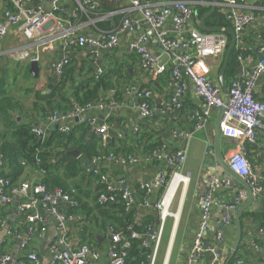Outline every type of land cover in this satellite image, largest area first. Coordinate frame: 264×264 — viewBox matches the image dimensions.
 Listing matches in <instances>:
<instances>
[{
  "label": "crops",
  "instance_id": "crops-1",
  "mask_svg": "<svg viewBox=\"0 0 264 264\" xmlns=\"http://www.w3.org/2000/svg\"><path fill=\"white\" fill-rule=\"evenodd\" d=\"M80 1L83 4L92 1L96 4V9L89 12L87 10L89 7L86 6L85 8L84 6L87 14L82 13L78 19L72 20L76 34L93 37L99 31H114L125 17H129L138 24L140 33H146L149 30L148 24L144 21L143 13L139 9L132 8L131 0ZM176 2H185L193 8L200 5L211 9L212 5H216V10H220L225 15L223 6L220 5L221 0H217V3H214L213 0H142L143 4H147L154 10L162 9L164 6ZM261 2L262 0H240V9L243 12L251 13L257 10L259 15L257 20L244 32V44L253 56L251 65L257 63L260 57H264V53L260 52V47L264 44V5L260 4ZM63 5L71 6L70 10L77 6L71 0L64 2ZM6 7L12 9V5L8 0H0V18L2 17L3 8ZM200 19L197 15H194L188 29L196 28L199 30L197 24ZM226 23L231 28V24L228 21ZM209 27L214 26L210 25ZM162 32H167L173 37L177 36L170 18L153 31L147 42L152 58L158 62L166 53L159 41V34ZM38 38L36 35L34 41L27 40L19 28L15 26L8 36L0 42V86L2 87L0 92L12 101V106L15 109L8 108L12 117L19 124H28L34 128H44L47 130L46 134L48 135L55 132L65 133L63 132L64 128H68L71 131L79 130L83 123H89L87 133L85 135L82 134L84 143L96 142V151L98 150L99 152L107 150V152H115L117 154H131L139 159L136 164L124 165L112 161H102L97 164L98 169L104 173L114 177L125 178L128 187L134 190H138L143 184L153 185L159 171L165 174H168L170 170L174 171V166L168 165L167 162L148 159L149 155L143 151L148 144L146 136L152 137V141H160L166 154L185 150L186 161L182 165L180 172L188 177L186 183L188 185L186 191L183 192L182 182L179 179L175 180L180 185L176 189L170 207L174 216L169 217L165 224L156 264H190L189 254L199 228L201 217L199 198L203 191L208 189L212 181L217 179L221 185L216 187L213 193L214 198L219 202H230L240 189L246 188L225 167L228 164V159L236 150L237 144L235 141L225 138L222 134L219 136L220 112L212 110L209 115H205V103L194 94L191 87L181 98V108H172L164 112L166 106L171 104L175 96V87L171 76L169 74V76L163 74L160 77L150 75L143 68L140 55L136 52L131 53L128 50V44L134 39L133 34L128 30H123L118 32L119 45L116 48H99L97 50L88 47L76 48L73 49L70 58V66L68 68L71 66L75 67L76 72L73 75L78 81L94 78L98 67L104 69L107 77L106 83L110 85V88L100 94L98 102H102L103 108L95 107L85 115L79 116L83 121L76 122L72 118L65 122V127H61L63 123H51L49 117L52 113V108L46 105L45 102H38L36 95L50 94L60 81L54 73V65L64 56L63 43L60 41L56 42L53 50L40 51L39 60L37 61L40 71L36 77L31 72L33 57L22 59L18 57V54L27 50L35 56V42ZM166 65L171 70L175 65V60L171 58ZM222 65L223 58L208 57L200 60L197 68L220 86L219 73ZM240 67L241 64L239 62L237 76L241 74L238 71ZM142 90L152 92L150 106L154 111V115L149 118L143 117L136 108L139 102L137 91ZM255 97L264 102L263 76L260 77L255 87ZM71 99L73 100V98ZM36 102L39 104L38 108L34 106ZM57 125L60 127H56ZM102 125H106L109 130V138L105 142L102 141L103 145L99 141L100 136L96 133V128ZM6 132L3 123L0 122V145L4 143L7 137ZM143 134L146 136L142 138ZM67 157L72 158L73 162H76V160L81 162L86 167V171L91 168V163L90 165H85V161L88 162V159L82 152L80 159L68 155ZM247 157L253 166L256 176L262 181L264 179V145L262 143L249 145ZM9 171L8 169L7 172ZM61 173L64 175L63 169H61ZM40 177L41 174L39 172L27 169L22 173L18 182L20 184L26 182L34 184L38 182ZM87 178L69 180L68 184L71 186L74 183L77 184V193L82 197L86 208H90L95 206L94 195L99 182L97 177ZM158 191L155 190L149 197L151 204L161 199ZM137 196H139V193ZM172 197L173 195L168 198V203ZM254 198L253 203L249 205L250 198L248 196L240 206V208L248 206L241 218L242 241L238 249L244 264H264V230L261 229L264 223V196H254ZM139 199L142 200L144 198ZM62 208L65 213L66 207ZM3 209L8 210L9 206H0V212ZM134 210L138 221L147 215L148 220L151 221L154 227L159 225V212L155 209L136 207ZM44 213L47 216V231L42 238L34 240L31 244L32 249H35L43 264L48 258L50 260V245L57 237H60L54 218L49 213ZM224 214L225 210L220 205L213 206L211 208L210 224L212 229H219L224 235L225 244L222 251L227 255L228 261L238 235L237 215L224 217ZM66 215L70 216L67 224V239L71 248L78 249L88 245L99 254L96 264H110L109 250L112 245L110 231L92 224L88 229V235H86L84 227L87 225L85 220L88 216L81 213V211ZM225 218H230L231 222L225 225L227 226L226 230H222L218 226L221 225ZM4 220H6L5 224L2 225L0 223V250L5 243L8 228L23 232L26 226L23 223L18 207L16 208L13 205L11 206V214H8ZM213 241L214 237L209 233L205 240L207 249L211 247ZM149 247L152 248L151 243H149ZM3 249L12 258L7 264H16L19 257L26 253L19 248V242L12 238L10 244ZM213 261V253L205 250L200 264H212Z\"/></svg>",
  "mask_w": 264,
  "mask_h": 264
},
{
  "label": "built area",
  "instance_id": "built-area-1",
  "mask_svg": "<svg viewBox=\"0 0 264 264\" xmlns=\"http://www.w3.org/2000/svg\"><path fill=\"white\" fill-rule=\"evenodd\" d=\"M12 9L3 8L0 18V42L10 33L12 28L17 26L27 40L34 41L36 35L39 37L35 42V56L30 52L22 51L18 54L19 58L33 57V61L39 60L40 51L54 49L56 42L63 43V58L54 65V73L61 79L66 68L70 65V58L73 49L76 48H95L114 49L118 44V32L128 30L133 34L134 39L128 44L131 53L136 52L140 55L143 68L152 76L160 77L169 72L168 66L158 65V61L152 58L147 42L153 31L164 24L170 18L176 37L170 36L167 32L159 34V41L170 55V59L175 60V65L170 70V76L175 87V96L171 104L166 106L164 112L172 108L179 109L182 106L181 98L191 87L194 94L201 98L205 103V115H209L212 110L220 112L219 129L221 134L228 139L236 142V150L228 159L230 171L243 178L253 195L256 197L264 196V179L261 181L253 169L247 157L249 145L262 143L264 145V102L256 99L255 87L260 79L264 77V60L251 65L253 56L247 53L244 44V32L257 20L259 16L257 10L245 13L240 9V0H221L226 20L231 24L237 37L238 60L241 64V74L235 77L228 86L229 101L226 103L225 95L220 86L215 84L205 73L197 68L200 60L208 57L224 58L229 39L223 33H204L196 28L188 29L189 23L195 15L193 7L185 2H176L166 5L162 9L154 10L143 4L142 0H131L133 9H139L144 16V21L148 24L149 30L145 33L139 32V26L129 17H125L114 31H99L93 37L83 34H76L72 20L78 19L87 10L96 9V4L92 1L82 3L80 0H71L77 4L71 9L63 5L68 0H8ZM260 1V0H256ZM34 3L46 4L50 8L36 7ZM85 6V8H84ZM260 52L264 53V44L260 47ZM104 73L102 67H98L96 77ZM152 92L148 90L137 91L139 99L136 108L145 118L152 117L154 111L150 106ZM95 107L103 108L100 103H89L86 106H76L72 112H54L50 117L51 123H65L77 116H83ZM91 122V121H90ZM32 132L43 138L47 130L44 128H33ZM63 132L70 133L71 130L64 128ZM96 133L105 142L109 138V130L106 125L96 128ZM148 159L167 162L174 166V172L168 179L167 175L161 171L157 173L155 183L143 184L140 190L145 193L144 199L140 200L137 192L128 187L127 181L123 177H114L108 173H101L97 164L102 161H112L120 164H136L139 159L134 155H120L114 153L101 154L91 160L92 172L99 177V182L103 190L99 193L98 203L100 205L115 204L119 199L124 204L126 211L134 208H152L159 212L160 222L157 227H148L147 230L138 234L131 231L129 234L122 232H111L112 245L109 250L110 264H127L128 251L133 240H141L144 247H149L151 243V253L146 259L145 264H156L157 253L162 241L164 227L167 219L174 216L170 212V206L174 199L175 192L170 202L166 197L169 193L171 184L177 176L181 178L183 192L186 191L188 177L180 173L182 165L186 161V151L180 150L176 154H166L163 149H159L148 156ZM1 164V162H0ZM180 185V184H179ZM220 181H212L211 186L205 189L199 198L201 217L199 228L193 240L189 254L190 264H200L205 250H209L214 255L212 264H226L227 255L223 253L225 244L224 235L219 229H212L211 208L220 205L226 211L237 210L249 196L246 188L240 189L232 201L219 202L214 198V191ZM11 184L7 180L0 178V206H11L15 200L19 201L18 210L21 214L23 223L26 225L23 232L8 228L6 238H12L19 242V248L26 252L16 261V264H43L31 244L34 240L40 239L47 231V219L45 213H49L55 221V226L60 233V237L50 245L49 264H96L99 254L88 245L78 249H73L68 243L67 224L70 216H67L61 206L77 208L78 203L73 196L63 189L49 190L45 185L32 186L23 184L21 187L14 188L12 195L5 193V189ZM228 186V185H227ZM165 188L161 199L154 204L149 202V197L155 190ZM177 189V188H176ZM24 202L21 203V201ZM6 220L0 223L5 224ZM231 222L230 218H225L221 225L224 226ZM212 234L213 244L206 248V236ZM12 260L9 253H0V264H7ZM234 264H244L243 259L238 258Z\"/></svg>",
  "mask_w": 264,
  "mask_h": 264
},
{
  "label": "trees",
  "instance_id": "trees-1",
  "mask_svg": "<svg viewBox=\"0 0 264 264\" xmlns=\"http://www.w3.org/2000/svg\"><path fill=\"white\" fill-rule=\"evenodd\" d=\"M260 4L264 5V0ZM194 9L195 15L201 18L205 13L209 11L210 8H206L197 5ZM226 17L216 10L208 19L207 23L209 26H214L211 28H230L229 24L226 23ZM207 25V26H208ZM208 26V27H209ZM230 42V36L225 34ZM245 39V38H244ZM247 53L249 51L247 50ZM238 51L235 49L230 57L229 65L225 74V81L228 86L231 80L237 76L238 67ZM70 66V65H69ZM104 70V69H103ZM76 69L75 67H67L62 78L56 84L55 89L47 95H36L38 102H45L46 105L52 108V113H68L72 112L76 106L83 107L89 103H99L100 94L109 89L110 85L106 83L105 72L99 76L92 79L78 81L74 77ZM169 71L167 75H171ZM73 75V76H72ZM168 75V76H169ZM69 78V79H68ZM70 83V84H69ZM2 87L0 86V89ZM70 93V95H69ZM0 92V122L3 123V127L6 129V139L3 144L0 145V178L10 182L11 186L5 189V193L12 195V190L14 188L21 187L23 184L18 182V179L22 173L27 169H32L41 174L38 182L30 184L32 186L45 185L49 190L53 191L56 189H63L70 193L73 198L77 201V208L66 207L65 214H73L76 211H81V213L87 215L85 222L87 225L84 227V232L88 235V229L92 224L101 226L107 231L122 232L124 234H129L132 230L136 231L138 234L144 233L148 227H152L151 221L148 220L146 215L140 221L135 217V210L126 211L121 199L115 204L100 205L98 203L99 193L103 190V186L99 182V177L94 175L92 172L86 171V167L79 161H72V158L67 157L66 151L69 149H78L81 151L88 159V163L91 160L101 154L114 153L117 156L120 155H131V154H117L115 152H107L104 150L99 152L97 149V143H84L82 136L87 133L89 129V123H83L79 127V130H72L70 133L65 134L61 132H55L53 134H46L45 137L40 138L36 136L32 129L34 128L28 124H19L12 117L8 108L15 109L12 106V101ZM73 98V100L71 99ZM38 102L34 104L35 108L39 107ZM102 102H100L101 104ZM50 115V116H51ZM146 135H142V138ZM148 144L144 147V153L151 155L153 152L163 149V144L160 141H152L153 138L146 136ZM141 138V139H142ZM102 144L101 137L99 138ZM103 145V144H102ZM177 152L171 153L176 154ZM88 164V165H89ZM10 170L7 172V170ZM61 169L64 171L61 173ZM101 171V170H100ZM173 170L168 171L167 177L170 179L173 174ZM101 173H104L101 171ZM97 177L98 187L96 189V194L94 195L95 206L86 208V205L82 201V197L77 193L78 186L73 184L72 186L68 184L69 180L75 179H88L87 177ZM165 188L158 191L159 198L163 195ZM77 190V191H76ZM137 195L139 193V198H144L145 193L140 190H136ZM141 200V199H140ZM24 200L21 201V203ZM12 206V205H11ZM11 206L8 210L0 212V221L4 220L11 214ZM65 206H61V210ZM64 212V211H63ZM47 218V216H45ZM264 221V220H263ZM261 226L264 230V223ZM11 238H6L3 248L10 244ZM0 250V253H5L4 249ZM151 253L150 247H144L141 240H133L131 248L128 251L127 264H145L147 257ZM241 258L239 252L235 254L234 258L228 264H234V262ZM227 263V261H226Z\"/></svg>",
  "mask_w": 264,
  "mask_h": 264
},
{
  "label": "water",
  "instance_id": "water-1",
  "mask_svg": "<svg viewBox=\"0 0 264 264\" xmlns=\"http://www.w3.org/2000/svg\"><path fill=\"white\" fill-rule=\"evenodd\" d=\"M214 3H217V0H213ZM35 6L37 7H43V8H50L49 6H47L46 4H41V3H35ZM216 10V5H212L211 9L205 13L201 19L199 20L198 22V28L200 31L204 32V33H223V34H228L230 36V42L228 44V47H227V50L225 52V55H224V58H223V65H222V68L220 70V73H219V82H220V86H221V89L225 95V98H226V103H228L229 101V92H228V86L226 84V81H225V74H226V71H227V68H228V65H229V61H230V57L233 53V51L236 49L237 47V37H236V34H235V31L233 30V28H211V27H208L207 24H206V20L208 17H210ZM170 60V55L166 52L164 57L159 60L158 62V65L159 66H162V65H165L169 62ZM261 60H264V57H260L259 61ZM242 70V67H240L238 69L239 72H241ZM39 71H40V68H39V63L37 61H33L31 63V72L34 74V76H38L39 75ZM74 120H76V122H79V121H83V119L79 116H77L76 118H74ZM56 127H60L59 125H57ZM61 127H65V123L61 124ZM221 135V132L219 131V136ZM68 156H71V157H74V158H77V159H80L81 157V152L78 150V149H73V150H69L67 153H66ZM89 164L87 161H85V165ZM90 165V164H89ZM226 169L228 172H230L231 174H233L230 169L228 168L227 165H225ZM234 175V174H233ZM235 178H237L238 180H240L248 189L249 191V205H251L254 201V195H253V192L252 190L249 188L247 182L239 177V176H236L234 175ZM14 207H18L19 205V201L18 200H15L12 204ZM248 206H244L240 209H237V210H232V211H226L225 210V214H224V217L228 216V215H232V216H235L237 215L236 217V225H237V229H238V235H237V239L231 249V253L228 257V261L227 263H229L235 256V254L237 253L240 245H241V241H242V223H241V218H242V214L243 212L247 209ZM220 229L222 230H226L227 229V226H224V225H220L218 226ZM40 258V257H39ZM51 258V256H50ZM50 260L49 258L46 260V262L44 264H49Z\"/></svg>",
  "mask_w": 264,
  "mask_h": 264
},
{
  "label": "bare ground",
  "instance_id": "bare-ground-1",
  "mask_svg": "<svg viewBox=\"0 0 264 264\" xmlns=\"http://www.w3.org/2000/svg\"><path fill=\"white\" fill-rule=\"evenodd\" d=\"M176 179H179L180 181H181V178L180 177H176V178H174V180H173V182H172V184H171V187H170V190H169V193H168V195H167V197H166V200L168 201V198H170V196H172L173 194H174V192H175V190H176V188L178 187V183H176L175 182V180ZM182 182V181H181ZM183 195V194H182ZM185 195V194H184ZM185 197V196H184ZM183 199V198H182ZM183 201V200H182Z\"/></svg>",
  "mask_w": 264,
  "mask_h": 264
},
{
  "label": "rangeland",
  "instance_id": "rangeland-1",
  "mask_svg": "<svg viewBox=\"0 0 264 264\" xmlns=\"http://www.w3.org/2000/svg\"><path fill=\"white\" fill-rule=\"evenodd\" d=\"M181 173V172H180ZM171 207V206H170ZM170 212H171V209H170ZM172 213V212H171ZM172 214H174V213H172Z\"/></svg>",
  "mask_w": 264,
  "mask_h": 264
}]
</instances>
